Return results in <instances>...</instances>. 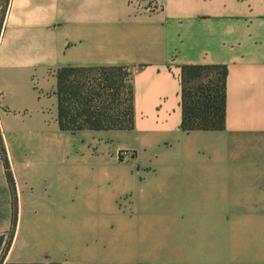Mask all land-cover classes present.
I'll return each instance as SVG.
<instances>
[{
	"label": "crops",
	"instance_id": "obj_1",
	"mask_svg": "<svg viewBox=\"0 0 264 264\" xmlns=\"http://www.w3.org/2000/svg\"><path fill=\"white\" fill-rule=\"evenodd\" d=\"M188 66L223 130L181 129ZM63 68L126 70L134 128L62 131ZM0 97L4 264H264V0H0Z\"/></svg>",
	"mask_w": 264,
	"mask_h": 264
},
{
	"label": "trees",
	"instance_id": "obj_2",
	"mask_svg": "<svg viewBox=\"0 0 264 264\" xmlns=\"http://www.w3.org/2000/svg\"><path fill=\"white\" fill-rule=\"evenodd\" d=\"M226 75V68L183 67L181 129L184 132L224 129ZM57 79L62 131L78 134L134 128L132 89L126 70L63 68L57 72ZM9 179L12 185V178ZM11 240L5 242L0 238V250L5 242L0 264H4Z\"/></svg>",
	"mask_w": 264,
	"mask_h": 264
},
{
	"label": "rangeland",
	"instance_id": "obj_3",
	"mask_svg": "<svg viewBox=\"0 0 264 264\" xmlns=\"http://www.w3.org/2000/svg\"><path fill=\"white\" fill-rule=\"evenodd\" d=\"M96 78V77H95ZM99 79V78H98ZM100 79H103V77H100ZM95 80V79H94ZM98 81V80H96ZM96 85H98V83L96 82ZM83 138H78V137H75L74 140H73V146H75V149L77 148H80V146L84 145L83 143ZM79 155H77L76 153L74 154V165L75 166H79L80 164L78 163L79 161ZM160 239L156 238L155 239V242L156 243H159Z\"/></svg>",
	"mask_w": 264,
	"mask_h": 264
},
{
	"label": "built area",
	"instance_id": "obj_4",
	"mask_svg": "<svg viewBox=\"0 0 264 264\" xmlns=\"http://www.w3.org/2000/svg\"><path fill=\"white\" fill-rule=\"evenodd\" d=\"M157 5H159V2H157ZM1 98V97H0ZM121 159H131L133 157V154L130 151L123 150L119 153Z\"/></svg>",
	"mask_w": 264,
	"mask_h": 264
}]
</instances>
